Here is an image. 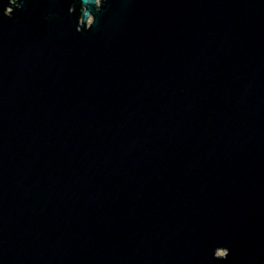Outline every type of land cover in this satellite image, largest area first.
<instances>
[{"label":"water","instance_id":"obj_1","mask_svg":"<svg viewBox=\"0 0 264 264\" xmlns=\"http://www.w3.org/2000/svg\"><path fill=\"white\" fill-rule=\"evenodd\" d=\"M0 264H264V0H0Z\"/></svg>","mask_w":264,"mask_h":264},{"label":"rangeland","instance_id":"obj_2","mask_svg":"<svg viewBox=\"0 0 264 264\" xmlns=\"http://www.w3.org/2000/svg\"><path fill=\"white\" fill-rule=\"evenodd\" d=\"M219 254L223 255L224 253L221 252V253H219Z\"/></svg>","mask_w":264,"mask_h":264}]
</instances>
